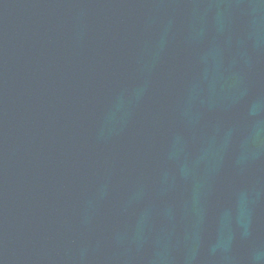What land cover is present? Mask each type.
Returning a JSON list of instances; mask_svg holds the SVG:
<instances>
[{
    "label": "water",
    "instance_id": "water-1",
    "mask_svg": "<svg viewBox=\"0 0 264 264\" xmlns=\"http://www.w3.org/2000/svg\"><path fill=\"white\" fill-rule=\"evenodd\" d=\"M263 257L264 0H0V264Z\"/></svg>",
    "mask_w": 264,
    "mask_h": 264
}]
</instances>
